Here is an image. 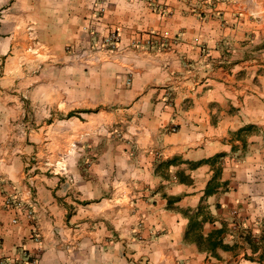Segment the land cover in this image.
Listing matches in <instances>:
<instances>
[{"label":"crops","instance_id":"0c3cea01","mask_svg":"<svg viewBox=\"0 0 264 264\" xmlns=\"http://www.w3.org/2000/svg\"><path fill=\"white\" fill-rule=\"evenodd\" d=\"M30 183L35 220L5 207ZM22 249L264 264V0H0V264Z\"/></svg>","mask_w":264,"mask_h":264},{"label":"built area","instance_id":"2783aa9c","mask_svg":"<svg viewBox=\"0 0 264 264\" xmlns=\"http://www.w3.org/2000/svg\"><path fill=\"white\" fill-rule=\"evenodd\" d=\"M100 11H103L101 9ZM99 15V14H98ZM121 44V35L118 30L113 31L107 37H105L101 42L97 41L96 39L93 40V44L91 45L90 51L93 54H103L105 56H109L111 54H116L119 52ZM70 53L75 52L74 49H68ZM77 55V54H76ZM62 174L67 175V168L66 166H62L60 169ZM65 175V176H66ZM35 183H30L27 187L26 194L28 195V200L25 201L23 199V193H17L13 196H8L5 198V207L8 209L16 210L17 212H22L24 210L28 211V217L31 220H35L36 211L34 208L36 207L37 201L35 197ZM17 220L14 221L16 223ZM33 240L38 243L42 244V239L38 230L34 231ZM19 255L15 258H9L6 260H2V264H30L32 261L31 254L29 251L22 249Z\"/></svg>","mask_w":264,"mask_h":264},{"label":"trees","instance_id":"16d2710c","mask_svg":"<svg viewBox=\"0 0 264 264\" xmlns=\"http://www.w3.org/2000/svg\"><path fill=\"white\" fill-rule=\"evenodd\" d=\"M203 209L200 208L199 209V213L200 215H202V222L205 223L207 221H210L212 218L209 216V215H205V214H201ZM199 215V216H200ZM196 218V220H195ZM198 216L197 217H194V220H192V222L190 223V231L195 232L197 230H199V228L201 227V224L200 222H198ZM227 231V227L226 225H223L222 228L220 229H216L214 230L209 236H208V239H206L205 243H206V246L207 247H210L211 249H216L218 247H223V243L221 241V236ZM198 244H202L203 243V238L200 237V236H197L196 239H195Z\"/></svg>","mask_w":264,"mask_h":264},{"label":"rangeland","instance_id":"374dc122","mask_svg":"<svg viewBox=\"0 0 264 264\" xmlns=\"http://www.w3.org/2000/svg\"><path fill=\"white\" fill-rule=\"evenodd\" d=\"M100 13H103V11H100V12H99V15L97 16V18L100 17V15H101ZM111 33H112V32H111ZM106 37H107V36H106ZM104 38H105V37H104ZM104 38H103V39H104ZM103 39H102V40H103ZM99 42H100V41H99Z\"/></svg>","mask_w":264,"mask_h":264}]
</instances>
